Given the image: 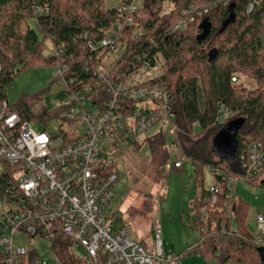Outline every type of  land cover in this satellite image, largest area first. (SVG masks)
I'll return each mask as SVG.
<instances>
[{"label":"trees","instance_id":"trees-1","mask_svg":"<svg viewBox=\"0 0 264 264\" xmlns=\"http://www.w3.org/2000/svg\"><path fill=\"white\" fill-rule=\"evenodd\" d=\"M106 1L0 0L1 95L8 97V85L36 63L54 67L64 63L68 67L66 78L74 77V84L92 80L86 72V61L95 62L91 43H98L122 19L120 2L108 6ZM250 1L140 0L133 22L123 28L125 46L116 63L123 68L138 56L144 58V54L160 53L164 57V73L157 80L174 95L171 112L182 157L193 162L196 181L201 184L205 165H212L223 189L218 201L210 206L209 190L203 188V198L195 199L192 208L193 225L201 231L199 249L220 264H264L260 245L247 225L249 204L241 197H229L223 178L243 177L249 146L264 142V0L247 10ZM166 2L173 4L169 10ZM39 7L46 11L37 15ZM203 7H208V12L198 15ZM190 11L194 18L188 19L185 28L175 29V24ZM32 18L40 33L30 25ZM207 23L211 24L210 32L202 36ZM47 39L63 48L60 55L45 56ZM235 74L253 80L255 86L247 88L233 81ZM99 90V97L109 96ZM41 100L40 95L24 97L12 103L10 109L29 121L47 120L60 113L58 108L41 105ZM226 111L228 115L222 120ZM225 129L231 130L232 156L212 158L211 152L216 155L215 138ZM147 142L156 171L165 175L170 163L169 137L159 130ZM261 175L246 181L262 183ZM232 217L236 219L235 228L231 227ZM62 239L60 236L57 240ZM2 259L0 253V262Z\"/></svg>","mask_w":264,"mask_h":264},{"label":"built area","instance_id":"built-area-1","mask_svg":"<svg viewBox=\"0 0 264 264\" xmlns=\"http://www.w3.org/2000/svg\"><path fill=\"white\" fill-rule=\"evenodd\" d=\"M120 1L122 19L98 43H91L95 62L86 61V72L92 80L74 84V77L66 78L68 67L64 63L55 66L54 80L63 85L64 95L50 109L58 108V115L47 120L23 119L10 109L12 103L0 91V264H52L29 243L16 245L14 237L18 232L28 238L57 240L61 236L76 241L92 264H166L160 228L156 251L152 253L127 226L116 225L108 214L117 195L115 184L122 176L112 167V160L121 150L151 156L147 138L152 128L169 126L173 164L180 168L184 161L171 112L174 95L157 80L165 69L162 54H144V58L136 57L127 67L116 66L125 46L123 28L133 22L139 5L137 0ZM258 2L251 0L247 10ZM208 10L203 7L197 13L203 15ZM45 11V7H39L36 14ZM193 18L190 11L175 24V29L185 28L188 19ZM62 51L54 45L51 55L58 56ZM99 89L109 96L99 97ZM53 119L56 123L48 130V122ZM40 125L45 128L35 127ZM248 151L243 163L245 175L223 176L229 197L234 195L236 180L264 174V142L252 143ZM208 190L207 201L213 206L223 190L215 176ZM251 233L264 246V215L256 218ZM184 256H173L172 264H181Z\"/></svg>","mask_w":264,"mask_h":264},{"label":"rangeland","instance_id":"rangeland-1","mask_svg":"<svg viewBox=\"0 0 264 264\" xmlns=\"http://www.w3.org/2000/svg\"><path fill=\"white\" fill-rule=\"evenodd\" d=\"M120 0H107L108 6L116 5ZM140 2V0H137ZM169 10L173 4L166 2ZM30 25L40 30L35 18L29 20ZM264 45V32L262 33ZM54 51L51 39L45 43V56ZM57 68L51 64H33L21 71L7 87V96L11 103H15L24 97L40 95L41 105L48 108L54 107L55 103L63 97V85L54 80ZM237 82L253 88V80L235 74ZM225 115L221 118L222 120ZM56 121L49 120L48 130L52 129ZM43 129L44 125L35 126ZM162 129L169 136V126L159 125L152 128L149 133H156ZM200 127H196V132ZM212 145V138L210 141ZM170 150V147H169ZM211 157L218 159V155L211 152ZM114 166L122 172L120 180L115 184L117 195L109 205L108 214L113 218L116 225H125L131 231L132 236L139 242L144 243L148 251L155 253L158 228L166 251V264H172L173 256L184 253L180 259L181 264H220L215 257H208L199 249L201 243V231L195 228L193 215V202L203 198V188H209L214 180L213 166L205 165L203 183L196 181L195 166L188 159L184 160L182 167L176 168L173 164L174 156L170 150V163L166 167L165 175L156 171L152 157L144 152L134 153L129 150H121L117 158L112 160ZM264 177V174L260 176ZM234 196L241 197L249 204L247 225L251 232L255 230L256 218L264 215V184L252 183L238 179L234 183ZM194 222V225H193ZM231 227H236V219L232 217ZM16 245H27L35 249L43 259L52 264H92L90 257L83 247L76 241L66 238L62 240H50L43 237H31L23 232L15 234ZM192 248L189 251L187 248ZM195 247V248H193ZM2 246L0 245V250ZM226 264H240L236 261Z\"/></svg>","mask_w":264,"mask_h":264},{"label":"water","instance_id":"water-1","mask_svg":"<svg viewBox=\"0 0 264 264\" xmlns=\"http://www.w3.org/2000/svg\"><path fill=\"white\" fill-rule=\"evenodd\" d=\"M233 19V17H230L229 20ZM227 20L224 23V26L227 25V22L229 21ZM210 28H211V24L207 23L205 25V29L204 32L202 33V36H205L207 33L210 32ZM229 128L232 130V124L229 125ZM222 130L215 138V150H216V154L219 156H232L233 151H231L232 149V143H231V139H230V133L231 130ZM262 183H264V180H262ZM259 253L261 255L262 260L264 261V246H260L259 247Z\"/></svg>","mask_w":264,"mask_h":264}]
</instances>
